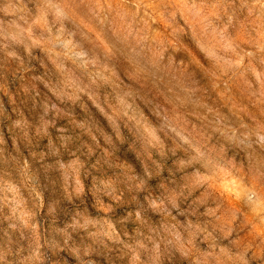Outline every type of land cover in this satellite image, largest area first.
<instances>
[{
  "label": "clouds",
  "instance_id": "clouds-1",
  "mask_svg": "<svg viewBox=\"0 0 264 264\" xmlns=\"http://www.w3.org/2000/svg\"><path fill=\"white\" fill-rule=\"evenodd\" d=\"M0 264H264V0H0Z\"/></svg>",
  "mask_w": 264,
  "mask_h": 264
},
{
  "label": "rangeland",
  "instance_id": "rangeland-1",
  "mask_svg": "<svg viewBox=\"0 0 264 264\" xmlns=\"http://www.w3.org/2000/svg\"><path fill=\"white\" fill-rule=\"evenodd\" d=\"M223 187L225 188V190L228 189V185L227 184H225Z\"/></svg>",
  "mask_w": 264,
  "mask_h": 264
}]
</instances>
